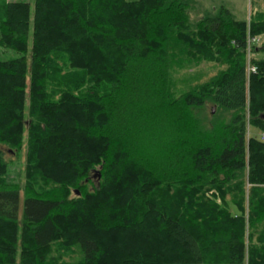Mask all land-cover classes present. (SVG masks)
Instances as JSON below:
<instances>
[{
  "label": "trees",
  "instance_id": "trees-1",
  "mask_svg": "<svg viewBox=\"0 0 264 264\" xmlns=\"http://www.w3.org/2000/svg\"><path fill=\"white\" fill-rule=\"evenodd\" d=\"M0 47L20 55L0 61V146L27 134L22 188L0 148V264H264V13L3 0ZM200 63L219 70L174 97L173 68Z\"/></svg>",
  "mask_w": 264,
  "mask_h": 264
},
{
  "label": "rangeland",
  "instance_id": "rangeland-1",
  "mask_svg": "<svg viewBox=\"0 0 264 264\" xmlns=\"http://www.w3.org/2000/svg\"><path fill=\"white\" fill-rule=\"evenodd\" d=\"M26 2L29 3L31 10L33 7L34 0H5V2ZM201 2L202 8L204 7L208 11H216L221 8L229 10L233 17L237 21L248 22L250 17L254 16L256 13H264V0H197ZM3 8V0H0V11ZM31 48V43H29V52ZM257 58L259 55H256ZM20 55L14 51L3 49L0 47V61H8L12 59L19 58ZM28 63L30 61V53L27 55ZM62 63L51 61L48 64L47 69L51 74V79L55 85L64 86L65 83L69 81V78L72 77V70H67L65 67H61ZM219 70L218 66H215L210 63H200L195 66H175L169 77V88L174 97L181 95L183 92L192 88L197 84H201L212 77ZM28 106V100H27ZM28 110V107L26 108ZM216 108L210 104H207L204 108L201 109L200 115L205 118H209L211 115L215 114ZM230 114L224 113L222 117L224 119H229ZM27 115L25 114V119ZM30 122V120H29ZM28 122V123H29ZM250 134H258L255 129L250 128ZM27 134L26 129L24 131V142L23 148L19 152L8 151L7 149L2 148L3 156L8 163V171L6 179L12 184L18 185L20 188L24 186L26 181L25 179V154L27 150ZM229 209L232 213H236V210L231 204H228ZM51 258L59 259L65 262H75L79 260V252L73 247H62L60 244L53 245Z\"/></svg>",
  "mask_w": 264,
  "mask_h": 264
},
{
  "label": "built area",
  "instance_id": "built-area-1",
  "mask_svg": "<svg viewBox=\"0 0 264 264\" xmlns=\"http://www.w3.org/2000/svg\"><path fill=\"white\" fill-rule=\"evenodd\" d=\"M253 41H258V38H251V37L248 36L247 41H246V43H247V56H248V58H249L250 53H251L250 48H251V44H252ZM255 71H256L255 66H253V65H247V75L250 74V73H255ZM260 138L262 140H264V133H262L260 135Z\"/></svg>",
  "mask_w": 264,
  "mask_h": 264
},
{
  "label": "crops",
  "instance_id": "crops-1",
  "mask_svg": "<svg viewBox=\"0 0 264 264\" xmlns=\"http://www.w3.org/2000/svg\"><path fill=\"white\" fill-rule=\"evenodd\" d=\"M196 2H198V4L202 7V4H201V2H199V1H197V0H195ZM204 8V7H203ZM205 9V8H204ZM225 9H226V7H225ZM206 10V9H205ZM228 10V9H227ZM208 11V10H207ZM229 11V10H228ZM209 12H214V11H209Z\"/></svg>",
  "mask_w": 264,
  "mask_h": 264
}]
</instances>
